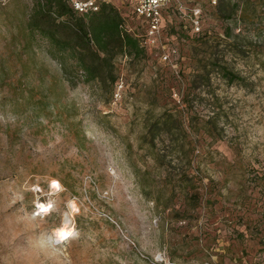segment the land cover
<instances>
[{
    "label": "rangeland",
    "instance_id": "1",
    "mask_svg": "<svg viewBox=\"0 0 264 264\" xmlns=\"http://www.w3.org/2000/svg\"><path fill=\"white\" fill-rule=\"evenodd\" d=\"M34 2L0 0V264H264V0H167L113 83L62 73Z\"/></svg>",
    "mask_w": 264,
    "mask_h": 264
},
{
    "label": "trees",
    "instance_id": "2",
    "mask_svg": "<svg viewBox=\"0 0 264 264\" xmlns=\"http://www.w3.org/2000/svg\"><path fill=\"white\" fill-rule=\"evenodd\" d=\"M166 6L161 10L162 21ZM135 20L142 23V20L135 16L131 2L118 5L99 2L96 11L76 13L67 0H35L26 21V30L28 33L35 32L45 39L51 48V54L47 52L49 55L53 57L55 52L58 53L60 57L58 64L64 75L66 66H69V71L75 74L80 73L79 76L85 82L103 83L107 79L109 83H113L115 79L112 69L114 57L120 54L135 55L144 49L139 45L135 29L129 26ZM140 26L142 27L141 24ZM221 76L229 82L237 79L235 74L225 68H222ZM172 124L171 114L167 112L159 114L146 126L142 135L143 143L149 149L155 147L157 143L160 144L163 136L168 138L171 135ZM156 150L163 153V148L158 147ZM153 156L155 160L158 159L157 155ZM185 164L189 166L188 159ZM166 167H170V164L168 163ZM185 169L181 168L176 182L180 185L178 189H183V191L186 186L190 187L192 181ZM176 184H172L173 189ZM202 191V194H208L206 189ZM172 192L174 191L170 193ZM197 193L201 195L199 191L186 193L185 200L195 201ZM168 201L169 199L165 201V205Z\"/></svg>",
    "mask_w": 264,
    "mask_h": 264
},
{
    "label": "built area",
    "instance_id": "3",
    "mask_svg": "<svg viewBox=\"0 0 264 264\" xmlns=\"http://www.w3.org/2000/svg\"><path fill=\"white\" fill-rule=\"evenodd\" d=\"M72 10L76 13H87L97 10L99 2L110 4L133 3L135 16L142 20V34L139 37V45L144 47L153 42L159 33L161 24V10L167 0H67ZM137 37V35L135 34ZM138 38V37H137ZM38 208V207H37ZM48 208H46L47 211ZM62 239H65L63 237Z\"/></svg>",
    "mask_w": 264,
    "mask_h": 264
},
{
    "label": "bare ground",
    "instance_id": "4",
    "mask_svg": "<svg viewBox=\"0 0 264 264\" xmlns=\"http://www.w3.org/2000/svg\"><path fill=\"white\" fill-rule=\"evenodd\" d=\"M43 205L40 206V208L44 209L42 207ZM73 206V205H72ZM71 223V219L69 217V215H65L64 218H63V223H62V226L61 228L57 229L54 233H55V237L57 238V240H61L62 237L59 236V233L60 232H65V233H70V231H67V226L70 225ZM69 236V235H68ZM67 236V237H68Z\"/></svg>",
    "mask_w": 264,
    "mask_h": 264
},
{
    "label": "snow or ice",
    "instance_id": "5",
    "mask_svg": "<svg viewBox=\"0 0 264 264\" xmlns=\"http://www.w3.org/2000/svg\"><path fill=\"white\" fill-rule=\"evenodd\" d=\"M53 187H56V185H53ZM62 235H63L65 238H67V236L70 235V234H69V233H65V232H63Z\"/></svg>",
    "mask_w": 264,
    "mask_h": 264
},
{
    "label": "clouds",
    "instance_id": "6",
    "mask_svg": "<svg viewBox=\"0 0 264 264\" xmlns=\"http://www.w3.org/2000/svg\"><path fill=\"white\" fill-rule=\"evenodd\" d=\"M62 233H63V232H60V233H59V236L63 238L64 236L62 235ZM69 234L71 235V233H69ZM70 235H69V236H70Z\"/></svg>",
    "mask_w": 264,
    "mask_h": 264
}]
</instances>
